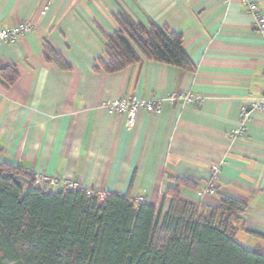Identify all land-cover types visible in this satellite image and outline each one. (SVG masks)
Masks as SVG:
<instances>
[{
	"label": "crops",
	"instance_id": "0c3cea01",
	"mask_svg": "<svg viewBox=\"0 0 264 264\" xmlns=\"http://www.w3.org/2000/svg\"><path fill=\"white\" fill-rule=\"evenodd\" d=\"M253 1L264 15V0ZM120 14L181 33L193 70L144 59L106 73L99 61L108 59ZM20 23L32 30L14 44L0 42V162L158 208L175 186L170 177L196 185L180 188L185 202L218 206L219 195L206 189L211 166L223 161L216 191L247 204L248 232L236 239L264 249V238L253 235L264 236V110L251 113L244 139L229 138L242 107L264 96V37L241 0H0V31ZM173 92L203 103L140 110L131 128L104 106Z\"/></svg>",
	"mask_w": 264,
	"mask_h": 264
},
{
	"label": "trees",
	"instance_id": "16d2710c",
	"mask_svg": "<svg viewBox=\"0 0 264 264\" xmlns=\"http://www.w3.org/2000/svg\"><path fill=\"white\" fill-rule=\"evenodd\" d=\"M116 20L118 30L107 37L108 59L99 61L106 73L144 59L193 70L181 33L145 27L126 14ZM46 54L63 64L52 50ZM9 77L13 83L16 74ZM170 179L175 186L156 208L114 193L100 202L86 189L41 187L33 173L0 162V264H264V249L246 248L236 239L248 232L244 201L216 191L218 206L192 205L182 200L180 188L196 185Z\"/></svg>",
	"mask_w": 264,
	"mask_h": 264
},
{
	"label": "built area",
	"instance_id": "2783aa9c",
	"mask_svg": "<svg viewBox=\"0 0 264 264\" xmlns=\"http://www.w3.org/2000/svg\"><path fill=\"white\" fill-rule=\"evenodd\" d=\"M229 1V0H225ZM242 5L246 8L254 18L255 30L264 37V15L260 11L258 5L253 0H241ZM49 8V4L44 7L43 13ZM32 30L30 23H20L14 27L8 29H2L0 31V42L14 44L22 36H25ZM264 64V61H263ZM174 106H188V105H201L203 98L193 95L187 92H173L165 99H137L135 97H119L110 99L105 103L106 109L110 114H116L125 118L127 128L134 126L137 114L140 110H144L146 113L160 114L163 110L164 104ZM264 110V96L255 102L250 103L248 106H244L240 112L239 124L237 127L231 129L229 132V138L232 141L244 139L247 136L248 128L247 124L251 120V113L253 111ZM223 165V161L215 163L211 166V176L209 184L206 189L208 195L216 194V182L218 181L219 174ZM35 182L41 186L49 189H63L66 191H76L82 188L81 184L72 180H60L56 177H51L46 174H34ZM88 196L95 195L97 193L100 202H103L107 193L97 192L93 188H85ZM132 203L140 205L145 203L144 198H134Z\"/></svg>",
	"mask_w": 264,
	"mask_h": 264
},
{
	"label": "water",
	"instance_id": "95a60500",
	"mask_svg": "<svg viewBox=\"0 0 264 264\" xmlns=\"http://www.w3.org/2000/svg\"><path fill=\"white\" fill-rule=\"evenodd\" d=\"M16 183H17L20 187H23V186H24V183H23V181H21V180H16Z\"/></svg>",
	"mask_w": 264,
	"mask_h": 264
}]
</instances>
